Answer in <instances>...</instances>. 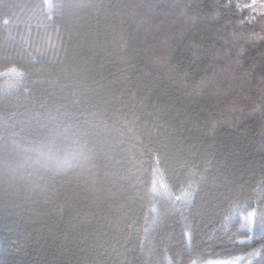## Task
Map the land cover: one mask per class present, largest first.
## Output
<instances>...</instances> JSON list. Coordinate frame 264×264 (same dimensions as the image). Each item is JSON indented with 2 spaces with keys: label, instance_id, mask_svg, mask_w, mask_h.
Here are the masks:
<instances>
[{
  "label": "trees",
  "instance_id": "1",
  "mask_svg": "<svg viewBox=\"0 0 264 264\" xmlns=\"http://www.w3.org/2000/svg\"><path fill=\"white\" fill-rule=\"evenodd\" d=\"M247 2L0 0V264H264Z\"/></svg>",
  "mask_w": 264,
  "mask_h": 264
},
{
  "label": "snow or ice",
  "instance_id": "2",
  "mask_svg": "<svg viewBox=\"0 0 264 264\" xmlns=\"http://www.w3.org/2000/svg\"><path fill=\"white\" fill-rule=\"evenodd\" d=\"M259 6H264V0H250V2L247 3H243L238 5V7L241 10H245V9H252V10H256ZM215 18V17H213ZM194 20V18H193ZM262 40H264V37H261ZM245 49L241 48L240 51L238 52V57H242L244 55ZM237 63H239V59L237 60ZM15 71V70H13ZM21 73H19L18 75H20ZM256 211L252 210V218H251V222L247 225L249 228V231H251L254 226H255V220H256Z\"/></svg>",
  "mask_w": 264,
  "mask_h": 264
},
{
  "label": "rangeland",
  "instance_id": "3",
  "mask_svg": "<svg viewBox=\"0 0 264 264\" xmlns=\"http://www.w3.org/2000/svg\"><path fill=\"white\" fill-rule=\"evenodd\" d=\"M46 2H47V5H49V0H45ZM251 218H252V215L251 216H249V218L248 219H246L245 221H244V229H246V230H248L249 231V228H248V224L251 222ZM252 231V230H251Z\"/></svg>",
  "mask_w": 264,
  "mask_h": 264
}]
</instances>
